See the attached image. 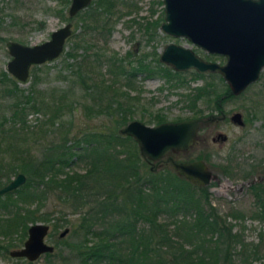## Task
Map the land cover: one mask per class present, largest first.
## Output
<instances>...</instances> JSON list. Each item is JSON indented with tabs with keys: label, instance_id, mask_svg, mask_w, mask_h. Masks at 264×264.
I'll return each mask as SVG.
<instances>
[{
	"label": "trees",
	"instance_id": "16d2710c",
	"mask_svg": "<svg viewBox=\"0 0 264 264\" xmlns=\"http://www.w3.org/2000/svg\"><path fill=\"white\" fill-rule=\"evenodd\" d=\"M114 3L94 0L82 15L81 9L77 11L83 29L95 30L105 40ZM89 46L84 47L82 59L89 54ZM65 53L76 58L73 48ZM89 56L94 67L105 63L103 52L94 50ZM142 59L136 61V66L125 67L121 57L109 55L107 70L114 76L123 75L126 86L131 85L130 77L136 71L185 84L183 72L160 64L158 58L155 65ZM72 69L84 92L82 96L91 99L90 103L83 100L85 115L106 117L108 122L79 126L74 131L68 119L58 138L41 147L38 154L17 142L18 132L29 125L26 114L51 107L47 118L52 123L64 109L69 113L74 107L72 100H64V93H60L52 95L51 102L38 101L33 90L24 93L8 72H0L8 86L3 92L11 98L8 112L0 121V184L11 174L25 175L21 185L0 195V236L15 234L21 241L28 223L49 218L41 208L51 198L59 205L51 227H68L66 235L56 240V250L45 254L57 264H264V185L256 181L247 187L252 196L249 216L263 223L256 240L247 241L241 235L242 225L235 230L231 220L244 213L233 207L221 212L211 204L206 186L186 180L169 166L149 169L132 137L118 131L128 121L129 103L119 93L105 97L102 76L96 81L79 64ZM213 77V73L191 70L189 78L202 82L184 94L188 108L201 112L196 106L199 100L209 113L215 109L218 94ZM223 91L227 92L226 87ZM163 119L159 113L153 117L155 123ZM77 163L83 165V170L71 171V165ZM65 211L76 212V219L69 221ZM8 245L0 243V248L6 250Z\"/></svg>",
	"mask_w": 264,
	"mask_h": 264
},
{
	"label": "rangeland",
	"instance_id": "374dc122",
	"mask_svg": "<svg viewBox=\"0 0 264 264\" xmlns=\"http://www.w3.org/2000/svg\"><path fill=\"white\" fill-rule=\"evenodd\" d=\"M69 1L0 0V72L6 71L5 63L9 59L4 44L5 40H16L24 44L38 43L47 39L51 30L61 26L66 21L71 22L72 32L66 38L61 53L49 61L31 67L25 81H17L15 78L14 80L24 93L33 90L32 95L38 101L51 102V97L64 93V100H72L74 107L69 113L64 109L57 118H54L52 123L47 118L51 107H42L41 111L38 112L29 111L26 114V120L29 124L27 129L18 132V140L21 141H17L19 145L29 148L34 154H38L41 147L58 138L60 130L67 125L68 119H71V128L74 131L79 126L96 124L99 121L108 122L106 117L104 119L102 116L85 115L86 111L82 108L83 100L90 103L91 99L82 96L84 92L76 82L72 68L77 64L80 65L81 70H86L92 77L96 78V81H99L98 78L102 76L105 82V97H109L111 92H115L119 93V97L123 101L129 103L131 111L126 115L128 120L135 118L147 124H154L153 117L158 113L164 118L163 121H170L194 116L202 117L215 112L212 110L209 113L205 103L199 100L196 102V106L202 109L201 112L196 113L187 107L188 102L184 94L190 93L193 86L202 82V79L192 80L189 78L192 68L183 72L186 82L179 85L170 83L159 75L144 77L141 72L130 77L131 85L126 86L123 75L114 76L107 70L106 58L109 55L121 57L125 67L136 66V61L142 58L144 62L155 65V58H158L163 46L168 42L189 47L201 57L223 61V57L205 53L184 36H174L164 32L160 28L164 15L161 0H114V12L107 21L110 31L105 36V40L99 38L95 30L83 29L79 14L71 17L67 15ZM93 4L94 0H90L80 10V14H83L88 5L90 8ZM88 44L90 46L86 53L91 54L94 50L103 52L105 63L99 62L98 67L92 66L93 61L89 54L82 59L84 47ZM71 48L75 51V59L66 56L65 52ZM158 61L160 64L170 67L160 60ZM69 63L71 64L69 65ZM213 79L215 92L224 89L225 82L223 80L220 81L217 77H213ZM108 84L109 86H107ZM6 88H8L6 81L0 78V121L2 116L8 112L7 105L11 99L3 92V89ZM223 109L226 112L232 110L245 111L246 116H248V123L242 128L228 122L223 123L219 129L225 131L229 138L222 149H218L210 139L214 130L218 128L217 122L207 124L208 126L202 125L198 132L199 136L203 137L207 134L205 138L197 139L185 153H179L175 156L190 159L201 155L199 158L204 160L208 168L217 175V180L211 179L207 185H204L209 193L211 204L221 212L233 207L244 213L243 217L239 219H231L234 222L233 229L237 230L242 225L241 235L243 238L247 241H254L257 232L262 231L263 223L249 216L252 196L246 190L245 182L257 174H264V168L255 167L253 169L249 166L253 161L263 157L264 66L260 70L259 78L240 95L227 100ZM204 142L205 145H202ZM1 148L3 149V145ZM6 155L9 156L8 153ZM204 155L206 157H203ZM164 166L168 167V165ZM72 170L81 172L83 165L81 163L71 165ZM244 173L245 176H243ZM58 207L59 205L55 200L50 198L41 208L42 211L49 214V218L43 221L48 223L50 228V235H47L45 240L52 243L55 250L57 232L67 226L61 224L55 229L51 227L52 218L58 215ZM65 213V217L71 222L77 217L76 212L65 211ZM25 236L26 233L21 241H17L15 234L9 238L0 236V243H10L6 250L0 248V264H57L55 260L53 262L54 258L51 255L46 257L40 255L32 261L9 256L7 250L20 247Z\"/></svg>",
	"mask_w": 264,
	"mask_h": 264
},
{
	"label": "water",
	"instance_id": "95a60500",
	"mask_svg": "<svg viewBox=\"0 0 264 264\" xmlns=\"http://www.w3.org/2000/svg\"><path fill=\"white\" fill-rule=\"evenodd\" d=\"M90 0H70L69 17L84 8ZM163 21L160 28L174 36H184L196 47L208 53L224 56V62L203 59L189 47L172 42L166 43L158 59L174 70L193 68L198 72H218L232 93L240 92L258 77L264 66V0H161ZM71 22L50 31L47 39L33 44L16 40L4 41L9 59L6 71L17 81H25L30 66L57 57L66 38L71 34ZM207 116L206 118H209ZM231 118L239 120V113ZM205 119V118H203ZM200 119L189 117L175 121L147 124L139 119H130L118 128L119 133L129 135L135 141L138 153L147 161H154L168 151H184L196 139ZM217 135H222L217 133ZM213 139V137H212ZM171 167L186 180L207 185L217 175L200 158L180 161L167 158ZM264 176H257L258 179ZM254 180V179H253ZM25 181V175L17 172L0 184V195L13 191ZM49 226L43 221H34L26 228V237L18 248L8 250L11 257L34 260L43 252H51L53 245L44 240ZM68 227L59 231L64 236Z\"/></svg>",
	"mask_w": 264,
	"mask_h": 264
},
{
	"label": "flooded vegetation",
	"instance_id": "af4514ba",
	"mask_svg": "<svg viewBox=\"0 0 264 264\" xmlns=\"http://www.w3.org/2000/svg\"><path fill=\"white\" fill-rule=\"evenodd\" d=\"M197 48H199V47H197ZM199 49H201V48H199ZM193 50V49H192ZM201 50H203V49H201ZM194 51V50H193ZM204 51V50H203ZM195 52V51H194ZM205 53H207V54H213V53H208V52H206V51H204ZM215 55H218V56H220V57H223V61H217V62H219V63H223L224 62V56L223 55H220V54H215ZM203 59H208V60H213V59H209V58H205V57H202ZM216 61V60H215ZM171 69L173 70V71H177V72H184V71H186L187 69H189V68H187V69H185V70H174L172 67H171ZM192 70H194V71H196L195 69H193L192 68ZM261 70V69H260ZM196 72H198V71H196ZM137 73H141V71H136L135 72V74L134 75H136ZM199 73H213L214 74V77L216 78H218L220 81L221 80H223V78L221 77V75L218 73V72H210V71H203V72H199ZM259 73H260V71H259ZM259 73H258V77L254 80V81H256L258 78H259ZM144 76V75H143ZM145 77V76H144ZM224 81V80H223ZM254 81H252V82H250L247 86H245V88H243L240 92H238V93H232L231 91H230V89H229V87H228V85L226 84V82H225V84H224V88L226 87V89H227V92H224L223 90L224 89H222V90H219V91H217V94H218V96H217V101H216V103H217V105H216V107H215V109H214V113L212 114H209L210 115V117L209 118H206L207 116H209V115H206V116H194V117H196V118H199L200 119V123H199V126H198V128H197V135H196V139H195V141L193 142V144H192V146L194 145V143L196 142V140L197 139H203V138H205V136L207 135V134H205L204 135V137L203 136H199V128L200 127H202V125H207V124H211V123H213V122H217V126H218V128L216 129V130H214V132H213V135L212 136H210V139H211V141H213L215 144H216V146L218 147V149H222V148H224L225 147V145H226V142H227V140H228V134L225 132V131H222V130H220L219 128H220V126L221 125H223V123H229V124H231V125H235V126H237V127H240V128H242V127H244L245 125H246V123H248V116H246V114H245V111L244 112H242V111H239V110H232V111H225L224 109H223V106H224V103L227 101V100H229L230 98H234V97H237L238 95H240L251 83H253ZM234 112H238L239 113V120L240 121H236V120H234V119H232L231 118V115H233V113ZM203 118H205V119H203ZM183 119H186V118H183ZM176 120H181V119H176ZM163 121V120H162ZM170 121H175V120H170ZM161 122V121H160ZM158 123V122H157ZM155 124V123H154ZM208 126V125H207ZM264 130V129H263ZM208 133H209V131H208ZM217 133H221V134H223L225 137H223L222 135H217ZM212 137H213V139H212ZM202 145H205V142H204V144L202 143ZM191 146V147H192ZM191 147H189V148H191ZM189 148H187L186 150H184V151H181V150H179V151H168L167 153H165L164 155H162L160 158H158L157 160H154V161H147V160H145L143 157H141L143 160H144V162L147 164V166H148V168L149 169H158V168H160V167H162V166H164V165H168L172 170H174L172 167H171V165H170V162H169V160L167 159V158H172L173 160H180V161H189V160H193V159H197V158H199L201 155H198V157H196V158H190V159H188V158H177L175 155H177V154H179V153H185ZM225 157H226V155H224ZM223 156V157H224ZM203 157H206V155H204ZM201 159V158H200ZM227 159H229L230 161H231V159L229 158V157H227ZM261 159V160H260ZM260 159H258V160H256V161H253L252 163H251V165H249L250 167H252L253 169L256 167V168H264V147H263V157L262 158H260ZM204 161V160H203ZM220 170H221V166H220ZM175 171V170H174ZM222 171V170H221ZM176 172V171H175ZM245 174V173H244ZM264 176V174H257V175H255L254 177H252L250 180H247L245 183H246V190H247V187H248V185L250 184V183H253V182H256V181H258V182H261L263 185H264V179L262 178V179H256L257 178V176ZM254 179V180H253ZM193 183V182H192ZM197 184V183H196ZM198 185V184H197ZM29 224V223H28ZM48 224V223H47ZM48 226H49V224H48ZM50 233V228L48 229V231H47V233L44 235V240H45V237L47 236V235H50L49 234ZM26 237V236H25ZM62 236H59V231L57 232V235H56V240L57 239H60ZM24 240V239H23ZM56 240H55V242H56ZM46 241V240H45ZM23 242V241H22ZM47 242V241H46ZM47 243H49V242H47ZM49 244H52V243H49ZM53 245V244H52ZM10 249H12V248H10ZM9 250V249H8ZM8 250H7V253H8ZM55 250V246L53 245V250L51 251V252H53ZM51 252H43V253H41L40 255H44L45 256V254H47V253H51ZM39 255V256H40ZM38 256V257H39ZM37 257V258H38ZM21 258H24V259H26L27 261H32V260H28L27 258H25V257H21ZM37 258H35V259H37ZM34 259V260H35Z\"/></svg>",
	"mask_w": 264,
	"mask_h": 264
}]
</instances>
